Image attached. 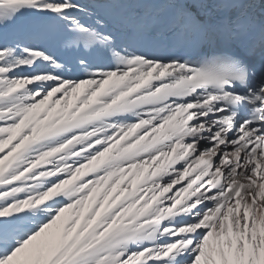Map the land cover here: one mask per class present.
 Returning a JSON list of instances; mask_svg holds the SVG:
<instances>
[{"label":"snow or ice","instance_id":"obj_1","mask_svg":"<svg viewBox=\"0 0 264 264\" xmlns=\"http://www.w3.org/2000/svg\"><path fill=\"white\" fill-rule=\"evenodd\" d=\"M0 264H264V0H0Z\"/></svg>","mask_w":264,"mask_h":264}]
</instances>
